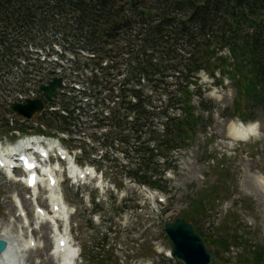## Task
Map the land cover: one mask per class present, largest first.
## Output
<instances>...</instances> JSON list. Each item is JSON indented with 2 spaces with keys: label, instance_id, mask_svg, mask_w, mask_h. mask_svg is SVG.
<instances>
[{
  "label": "rangeland",
  "instance_id": "rangeland-1",
  "mask_svg": "<svg viewBox=\"0 0 264 264\" xmlns=\"http://www.w3.org/2000/svg\"><path fill=\"white\" fill-rule=\"evenodd\" d=\"M131 29L134 31V24ZM120 39H124L123 34ZM8 66L9 62L5 67ZM197 74L201 95L195 94L191 100L194 113L201 118L188 140L166 152L171 164L163 174L167 191L148 190L140 183L130 182L134 178L127 173L139 159L141 162V153L133 154L132 148L147 139L148 127L155 123V129L164 132L165 124L156 123V117L142 124L141 131L132 132L126 123L118 132L110 125L109 118L91 125L95 122L87 121L88 117L84 116L86 123L80 130L94 133L87 131L88 140L81 135L64 143L78 164L94 169L93 175H83L75 183L67 175V160H61L55 172L67 213L65 221L59 220L57 229L65 231L77 249V264H87L88 256L95 253L99 254L96 264H177L175 259L164 257H169L166 253L170 243L163 230L164 221L176 216L192 223L204 244L217 253L208 264H253L250 254L253 247L264 251V108L258 109L256 118L243 120L241 115L247 111L245 97L239 96V104L235 103L238 94L232 80L223 77V82L217 83L204 69ZM172 78L169 76L167 80ZM3 79L0 77V83L6 82ZM151 83L142 81L140 88L150 93ZM129 85L138 86L133 81ZM158 91H153L144 102L150 106L164 101L161 97L165 98L166 94L159 98ZM200 96L204 107L198 103ZM112 103H106L103 115L118 104ZM118 107L121 108V103ZM172 113L184 114L180 109ZM240 119L246 125L256 126L253 135L242 139L231 134L232 126L238 125ZM166 124L170 126L171 122ZM120 133L129 134L130 140L125 142L129 156L114 144L113 139ZM138 133L140 137L135 139ZM8 140L12 139L0 134L1 144H7ZM162 156H156L158 161ZM46 195L44 186L33 192L18 176L0 169V229L7 230L19 247L20 264L60 261L53 255L56 238L52 223L38 218L34 208L36 203L48 208ZM232 236L237 237L236 242H230L228 248L221 245L223 238L229 240ZM29 237L33 240L31 248L25 246Z\"/></svg>",
  "mask_w": 264,
  "mask_h": 264
},
{
  "label": "trees",
  "instance_id": "trees-1",
  "mask_svg": "<svg viewBox=\"0 0 264 264\" xmlns=\"http://www.w3.org/2000/svg\"><path fill=\"white\" fill-rule=\"evenodd\" d=\"M139 6L150 8L152 15L137 13ZM42 7L52 11L58 7L60 13H63L62 8H70L84 44L97 46L105 37H115L124 26L130 28L135 22L138 25L135 37L139 41L136 48L130 49L138 59L135 64L130 63L131 74L126 79L128 83L133 81L139 85L127 87L128 95L135 100L127 99V94L121 96L123 111L113 108L107 117L118 132L126 123V128L132 132L141 131L142 124L156 115L166 116L171 122L170 126L166 124L163 135H159L154 126L148 127V138L135 146L143 157L140 167L128 174L146 180L150 187L163 192L168 190L162 176L169 165L168 156L162 166L153 159L157 149L168 152L188 140L201 118L194 113L191 100L193 95H201L197 82L199 70L204 69L217 83H222L223 77L232 80L238 94L235 103L239 104V96L245 97L247 111L246 115H241L243 120L256 118L258 109L264 108V0H55L53 3L48 0H0V56L12 51L16 35L29 33L32 25L43 20L44 12L36 11ZM120 13L122 23L108 25V21ZM223 50L227 53H222ZM131 53L128 61L133 56ZM5 63L1 57L0 68ZM169 76L173 78L167 80ZM145 80L153 83L150 86L154 92L159 90V98L166 94L165 98L161 97L164 101L150 106L144 102L153 92L145 93L140 88ZM201 102L200 96L198 103L204 107ZM172 107H180L184 114L166 115ZM6 110L8 107L0 102L2 128L6 125L3 116ZM125 135L120 133L117 137L129 142V134ZM135 137L139 138L140 134ZM149 139L155 141V147L149 146ZM236 238H223L221 245L228 248ZM251 252L253 264H262L264 251L253 247ZM88 257L87 264H96L99 254Z\"/></svg>",
  "mask_w": 264,
  "mask_h": 264
},
{
  "label": "built area",
  "instance_id": "built-area-1",
  "mask_svg": "<svg viewBox=\"0 0 264 264\" xmlns=\"http://www.w3.org/2000/svg\"><path fill=\"white\" fill-rule=\"evenodd\" d=\"M69 9L62 8L63 13L58 7L53 11L46 7L36 10L44 12L43 20L32 25L29 33L16 35L12 51L0 56L5 66L9 62L8 67L0 69V77L7 78L3 79L5 83H0V93L7 105L14 100L34 98L41 95L40 83L59 76L53 100L46 101L37 114L41 120L47 115L65 117L66 124L76 131L86 123L84 116L88 117L87 121H93L98 107L105 106L108 101L105 93L119 94L126 88L130 63L133 65L138 59L130 49L137 47L139 38L135 37L138 27L135 22L134 31L124 26L115 37H105L97 46L84 44ZM121 34L124 35L122 40ZM129 53L133 55L131 61H128ZM9 118L12 122V113ZM41 120H32V124L44 125Z\"/></svg>",
  "mask_w": 264,
  "mask_h": 264
},
{
  "label": "bare ground",
  "instance_id": "bare-ground-1",
  "mask_svg": "<svg viewBox=\"0 0 264 264\" xmlns=\"http://www.w3.org/2000/svg\"><path fill=\"white\" fill-rule=\"evenodd\" d=\"M44 126V125H42ZM256 126L253 123H250L246 125L243 122H239L238 125H233L231 128V134L235 137L245 139L249 137L250 135L255 133ZM33 145H35L36 140H29ZM48 147H51L53 145H57L54 142H47ZM59 147V145H57ZM42 147V146H41ZM43 148V147H42ZM46 149V148H45ZM8 152V150H7ZM12 154V153H11ZM4 160H11L12 157H7L6 154L3 156ZM69 158L70 162V173L74 177L78 176L77 173L81 174H91L93 171V168L90 166H87L85 168H79L76 166L70 156H67ZM34 172L36 171V167L32 169ZM53 169L50 166H47L45 164L42 167V172H36L37 182H33L31 186L39 187L40 182L42 185H44L47 189V197L48 200V208H44L40 206L38 203L35 206L36 216L38 218L53 221L54 225L58 223V221L65 216L66 214V201L64 199V196L62 195V192L59 188L60 183L57 182H51L49 181L50 175H52ZM91 176V175H90ZM90 178V177H89ZM26 179V176H25ZM36 180V179H35ZM27 182V181H26ZM37 183V185H36ZM62 189V188H61ZM69 206V205H68ZM25 210V209H24ZM68 210V209H67ZM26 216V215H25ZM27 218V216H26ZM28 219V218H27ZM44 222V221H43ZM55 230V250L53 252V255L58 256L60 259L59 264H77L75 261V248L70 243V241L67 238V233L65 231H62L59 229ZM8 232L5 229H0V239L5 241V247L0 252V264H20V254L18 250V246L15 244V242L12 241V239L8 236ZM33 240L32 237L28 238V241L26 242L25 246L28 248L30 247V244H32ZM21 248V247H20Z\"/></svg>",
  "mask_w": 264,
  "mask_h": 264
},
{
  "label": "water",
  "instance_id": "water-1",
  "mask_svg": "<svg viewBox=\"0 0 264 264\" xmlns=\"http://www.w3.org/2000/svg\"><path fill=\"white\" fill-rule=\"evenodd\" d=\"M137 11L142 15L151 16L149 8L138 7ZM110 24L119 23V19L109 21ZM59 77H53L47 84L41 83L39 88L47 98H51L55 87L59 83ZM43 100L40 97L27 99L25 102H12L11 108L17 113L30 117L34 111L40 110ZM164 233L170 243V253L179 264H208L215 260V253L208 248L202 237L194 229L192 223L182 216H176L163 223ZM5 247V241L0 239V252Z\"/></svg>",
  "mask_w": 264,
  "mask_h": 264
}]
</instances>
